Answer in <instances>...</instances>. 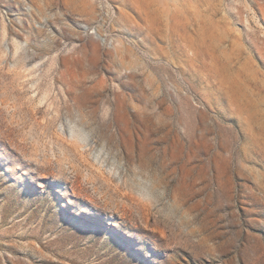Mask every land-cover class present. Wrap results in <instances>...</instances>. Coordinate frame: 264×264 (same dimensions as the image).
<instances>
[{
  "label": "rangeland",
  "instance_id": "374dc122",
  "mask_svg": "<svg viewBox=\"0 0 264 264\" xmlns=\"http://www.w3.org/2000/svg\"><path fill=\"white\" fill-rule=\"evenodd\" d=\"M0 264H264V0H0Z\"/></svg>",
  "mask_w": 264,
  "mask_h": 264
},
{
  "label": "bare ground",
  "instance_id": "6f19581e",
  "mask_svg": "<svg viewBox=\"0 0 264 264\" xmlns=\"http://www.w3.org/2000/svg\"><path fill=\"white\" fill-rule=\"evenodd\" d=\"M65 204V203H64ZM66 205V204H65Z\"/></svg>",
  "mask_w": 264,
  "mask_h": 264
}]
</instances>
